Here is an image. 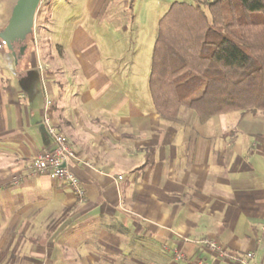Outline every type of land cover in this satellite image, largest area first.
<instances>
[{
  "label": "crops",
  "instance_id": "crops-1",
  "mask_svg": "<svg viewBox=\"0 0 264 264\" xmlns=\"http://www.w3.org/2000/svg\"><path fill=\"white\" fill-rule=\"evenodd\" d=\"M16 1L0 0V31ZM77 5L49 0L26 41L0 49V264L264 263L263 113L200 122L184 104L166 119L148 84L122 96L110 45L127 4ZM46 119L74 153L79 198L27 176L53 148Z\"/></svg>",
  "mask_w": 264,
  "mask_h": 264
},
{
  "label": "trees",
  "instance_id": "trees-1",
  "mask_svg": "<svg viewBox=\"0 0 264 264\" xmlns=\"http://www.w3.org/2000/svg\"><path fill=\"white\" fill-rule=\"evenodd\" d=\"M192 1H174L158 20L146 80L152 108L175 119L185 104L200 122L264 114V0Z\"/></svg>",
  "mask_w": 264,
  "mask_h": 264
},
{
  "label": "rangeland",
  "instance_id": "rangeland-1",
  "mask_svg": "<svg viewBox=\"0 0 264 264\" xmlns=\"http://www.w3.org/2000/svg\"><path fill=\"white\" fill-rule=\"evenodd\" d=\"M115 5L121 6V3L127 4L126 9H120L121 13L117 17L123 21L124 30L112 35L113 50L112 59L117 63L122 75L116 78L115 83L122 88V96L131 98L137 97L133 88H138L139 97H145L147 87V78L151 65V54L157 33L158 20L161 18L171 3L186 2L192 3V0H112ZM210 1V0H201ZM64 2V0H61ZM71 2V0H70ZM78 9L82 8L85 0H77ZM48 6V5H47ZM253 19H262L260 13L252 15ZM39 24V21H38ZM72 20L67 28V35H70L74 29ZM109 60V61H110ZM110 61V63H111ZM143 90V91H142ZM149 92V91H148ZM147 95V94H146ZM146 98V97H145ZM150 100L149 95L146 98ZM264 115V114H263ZM232 116V115H231Z\"/></svg>",
  "mask_w": 264,
  "mask_h": 264
},
{
  "label": "built area",
  "instance_id": "built-area-1",
  "mask_svg": "<svg viewBox=\"0 0 264 264\" xmlns=\"http://www.w3.org/2000/svg\"><path fill=\"white\" fill-rule=\"evenodd\" d=\"M48 4L49 0H41L39 6L45 7ZM6 47L7 45L5 42L0 41V49H7ZM49 123L50 121L46 119L45 125L47 126L50 137L53 139V148H51V150H43V152L39 154L32 163H30L27 176L39 177L40 175H45L46 177L58 182L60 185H64L73 190L79 198V196L82 195V191L79 188V180L67 167L68 162H70L72 158H75L74 153L72 150H70L71 148L67 146L65 138L51 125H49ZM90 164L91 163H84L86 166H90ZM14 181L15 183L18 182L17 179ZM200 244L202 247H204V249L215 252L220 257H227L226 251L222 249V247L215 241L203 239L200 241ZM254 259V253L247 252L243 256L237 258L236 261H238L240 264H264L262 262L258 263Z\"/></svg>",
  "mask_w": 264,
  "mask_h": 264
},
{
  "label": "water",
  "instance_id": "water-1",
  "mask_svg": "<svg viewBox=\"0 0 264 264\" xmlns=\"http://www.w3.org/2000/svg\"><path fill=\"white\" fill-rule=\"evenodd\" d=\"M41 0H17L11 8V15L7 24L0 31V40L4 41L8 50L26 41L33 33V25ZM24 48H21V50Z\"/></svg>",
  "mask_w": 264,
  "mask_h": 264
}]
</instances>
